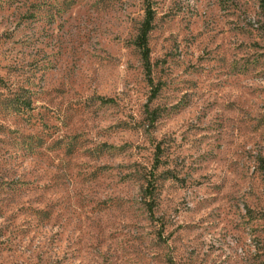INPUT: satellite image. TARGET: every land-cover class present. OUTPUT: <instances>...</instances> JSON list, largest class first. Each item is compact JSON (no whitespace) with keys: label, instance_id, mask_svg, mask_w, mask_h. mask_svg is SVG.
Here are the masks:
<instances>
[{"label":"rangeland","instance_id":"rangeland-1","mask_svg":"<svg viewBox=\"0 0 264 264\" xmlns=\"http://www.w3.org/2000/svg\"><path fill=\"white\" fill-rule=\"evenodd\" d=\"M0 264H264L262 0H0Z\"/></svg>","mask_w":264,"mask_h":264},{"label":"trees","instance_id":"trees-1","mask_svg":"<svg viewBox=\"0 0 264 264\" xmlns=\"http://www.w3.org/2000/svg\"><path fill=\"white\" fill-rule=\"evenodd\" d=\"M262 10H263V17H264V0H262ZM153 20H154V11L152 10L151 7L147 8V14H146V18L143 22L140 34L137 38V46L139 47L140 51H141V55H142V60H143V67L144 70L146 72V76L148 78L149 83L151 84V86H155L153 79L151 77V71H152V62H151V48L149 45V33L152 30L153 27ZM156 91L157 88L155 86L154 88V92L152 94V96L154 97V95H156ZM29 109H32L31 103L29 102L27 104ZM153 183H151L152 186ZM154 187V185H153ZM148 209L149 212L152 214L153 213V204L150 202L148 204Z\"/></svg>","mask_w":264,"mask_h":264}]
</instances>
